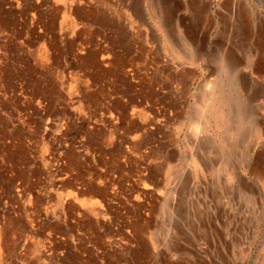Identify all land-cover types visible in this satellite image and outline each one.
I'll use <instances>...</instances> for the list:
<instances>
[{
  "label": "rangeland",
  "instance_id": "obj_1",
  "mask_svg": "<svg viewBox=\"0 0 264 264\" xmlns=\"http://www.w3.org/2000/svg\"><path fill=\"white\" fill-rule=\"evenodd\" d=\"M233 1L264 24V0H0V264H264V111L254 112L264 100L241 107L257 92L228 83L222 86L231 89L208 96L226 105H208L199 118L193 103L201 75L219 69L218 58H244L246 74L264 62L261 27L243 26ZM235 31L245 33L238 50L226 43ZM195 57L198 65L190 64ZM179 72L180 103L169 105L175 121L160 127L169 132V151L149 170L147 185L137 186V161L125 145L148 122L134 94L156 99L163 82L167 99ZM89 83L99 86L102 185L84 176L77 191L57 179L60 121L72 130L76 115L63 101L79 85L87 101ZM250 109L257 129L245 122ZM195 122L204 145L193 144Z\"/></svg>",
  "mask_w": 264,
  "mask_h": 264
},
{
  "label": "built area",
  "instance_id": "obj_2",
  "mask_svg": "<svg viewBox=\"0 0 264 264\" xmlns=\"http://www.w3.org/2000/svg\"><path fill=\"white\" fill-rule=\"evenodd\" d=\"M134 76L132 69H128L127 77L135 81ZM80 87L79 85L78 95L75 98L69 97L70 95L68 94L63 101L64 106H67L70 112L75 113L76 116L75 120H73L72 130L67 127L65 120L60 121V137L63 141V148H61L59 152L58 164L60 170L59 176H57L60 183L69 184L71 182L76 186L77 191H81L83 188H81V186H83L82 177L84 179V176H87L86 180H88L89 183L91 182L94 186L100 187L102 185L99 159L101 153L100 134L103 124L101 123L102 112L99 102V86L97 84H87V89H89L87 101L83 98L82 88L80 89ZM149 87L152 86L149 85L148 89ZM156 90L157 92L159 91L156 99L141 93L134 94L137 97L138 105L141 106V110L145 113L148 123L145 124L143 130L137 134L139 138L135 140L131 139L133 142L125 145L126 151L131 154L132 157L135 158L134 160L139 164L138 166L135 162V167L140 173L132 182L137 186L143 187L147 185L146 178L149 170L159 165L160 156L164 157L169 151L165 141H163L168 138L169 132L166 133L167 131H164L160 133V127H171V123L175 121L172 116L175 109L173 108L174 111L171 110L169 105L177 106L180 103L179 93L177 95V90H179L177 84L173 85L174 92L167 99L166 95H168V92L163 82H160ZM107 96L105 97L106 99H108ZM109 99L113 101V96L110 95ZM40 103L41 100L38 99L37 104ZM44 103L47 105V100H45ZM42 104L43 103H41V105ZM106 104L110 105L109 101H107ZM153 108H155L154 110L156 113L153 111ZM105 116L109 119L115 118L114 114L108 108H106ZM154 117H156L157 126H159L158 131H156L153 127L154 125H152L153 120H155ZM50 119L51 118L47 119V123L51 122ZM46 130H49V125H47ZM106 131L108 132V137L112 138L113 131L111 129ZM50 132L52 133V131ZM149 134H153L152 138L141 145L139 142L147 139ZM138 153L141 154V157L137 155ZM53 156L55 157L54 153L49 159L54 161ZM85 167L88 169L91 168V170L85 171ZM55 175L56 173H54V169L52 168L51 178ZM131 188L132 186L130 183L126 184L127 191H131ZM111 190L112 194L117 192L118 188L116 184H111ZM110 204L113 205L112 203ZM72 223L76 224L74 221H72ZM126 233H130V230H126Z\"/></svg>",
  "mask_w": 264,
  "mask_h": 264
},
{
  "label": "crops",
  "instance_id": "obj_3",
  "mask_svg": "<svg viewBox=\"0 0 264 264\" xmlns=\"http://www.w3.org/2000/svg\"><path fill=\"white\" fill-rule=\"evenodd\" d=\"M234 3L236 5H234ZM240 3L241 2H239V1H237V2L233 1L232 5L235 8L237 5H240ZM241 4L243 5L244 3H241ZM233 6H232V8H233ZM242 25H244V26L246 25L247 28L254 27V24H251L248 26V24L246 22H245V24L242 23ZM259 27H261V29L264 28V24L260 23ZM242 34H239V35L236 34L235 37L233 35L228 36L227 41H226V43H228V47H230L231 49L234 48L235 50L242 48L244 46V43H245V40H244L245 39L244 38L245 33H242ZM186 48L188 50L194 51V49L190 45H188V47H186ZM258 48H262V46H259ZM191 55H192V53H191ZM229 55H230V53H229ZM190 58H192V56H190ZM243 59L244 58H242V57H241V59L234 57V54H232V56L230 58L225 60L228 62L224 63V61H222V59L219 61V58H218V61L215 63V65L218 64L217 68L218 67H220V68L215 69V70H206V72H204V74L201 75V81L204 79V82L201 83V81H200L197 83L196 89L197 88L199 89L198 99L194 100L193 103L195 105H198V103L200 101L204 102L205 107H206L205 110L208 109V105H212V104H214V105H226L225 103L208 102V96H210V95L212 96V98L210 99V101H211L214 98V96L216 95V91H221V90L226 91L227 89H231V88H227L225 86H222L223 84H228V83H231V84L235 83L236 85L238 84V86H236V88L234 89L237 91L240 90L243 92L244 91H249V92H254V93L257 92V94L253 93L254 94L253 102H251V103H239L238 105H240V104L241 105L242 104H252L253 105L252 107H254V106H256V104L259 103V101H263L264 100V94H262V93L264 92V84H263L264 83V62H260L258 64H255V65L261 67L260 70L258 68L253 74L252 73L246 74L244 72H241V69L243 67H245L246 65L248 66V63H245V60H243ZM197 60H198V58L195 57L193 59V61L191 59L189 62H190V64L194 62L195 64L197 63V65H198L199 62ZM176 64L178 65V69H179V67L181 66V62H178V63L176 62ZM210 64H212V63H210ZM249 64H252V62L251 63L249 62ZM205 65H207V64H205ZM226 65L229 68H233L234 71L233 72L228 71V68ZM252 66H253V64H252ZM180 74H181V72H179L178 74L175 73L176 77L174 78V83L177 84L179 89H180L179 85H181V75ZM229 75H233V76H229ZM228 77H233V79H230ZM210 83H212V84L210 85ZM262 107H264V104L260 105V103H259L258 106L256 107L258 109L254 108V112H255V110L259 111L260 108H262ZM204 111L199 112L198 117H200V115L202 116ZM167 253H168V251H167ZM168 261H170V260H168ZM191 262H192L191 260L182 261V260L174 259V260L170 261L169 264H191Z\"/></svg>",
  "mask_w": 264,
  "mask_h": 264
},
{
  "label": "bare ground",
  "instance_id": "obj_4",
  "mask_svg": "<svg viewBox=\"0 0 264 264\" xmlns=\"http://www.w3.org/2000/svg\"><path fill=\"white\" fill-rule=\"evenodd\" d=\"M233 3V2H232ZM230 4V3H229ZM234 5H236L235 3H234ZM234 7V6H233ZM229 9V8H228ZM254 10V9H253ZM233 11L236 13L235 14V16H239L241 19H243L244 20V22H246L247 24H248V26L249 25H251V24H254L255 25V23H257V19L255 18L254 19V17H253V15H252V12H251V8H249V7H247L245 4H241L240 3V5H237L234 9H233ZM233 12V13H234ZM232 13V14H233ZM160 15V14H159ZM157 19H159V17L157 18ZM240 19V20H241ZM161 24V23H160ZM258 24V23H257ZM244 26V25H243ZM246 26V25H245ZM256 26V25H255ZM258 26H259V24H258ZM263 26V25H262ZM247 27V26H246ZM164 30H165V28H163ZM260 31H262V33H263V35H264V28H262V29H260ZM228 32V31H227ZM241 32V31H240ZM258 33H260V32H258ZM239 35L240 33H238V32H231L230 33V35L232 36H234L235 37V35ZM243 35V34H242ZM181 37V36H180ZM243 37V36H242ZM259 37V36H258ZM264 36H262L261 38H263ZM170 39V38H169ZM230 39V38H229ZM178 40V39H177ZM245 40V39H244ZM264 40V39H263ZM224 41V40H223ZM262 41V40H261ZM180 43H181V45L182 46H184V47H188V43H186V41L183 39V38H181L180 39ZM216 43V42H215ZM262 43H264V42H262ZM172 44V43H171ZM230 44V43H229ZM173 45V44H172ZM258 45V44H257ZM175 46V45H174ZM225 50V49H224ZM231 53V52H230ZM196 55V54H195ZM244 60V59H243ZM264 61V60H263ZM255 64V63H254ZM227 66V65H226ZM227 68H228V66H227ZM230 69V68H229ZM232 69V68H231ZM260 70V69H259ZM261 74V73H260ZM245 85V84H244ZM206 94V93H205ZM200 104V105H199ZM198 105L201 107V109H200V112H202V111H204L205 109H206V107H205V103L204 102H202V101H200L199 103H198ZM244 105H246V106H248V108L249 107H251V109L253 108L252 106V104H240V106L242 107V106H244ZM233 108V107H232ZM251 109H250V111H249V113H250V115H248V116H246L245 118V122L247 123V124H249V125H251V127L252 128H254V129H257V125L259 124L258 123V121H256V119H255V117H253L252 118V111H251ZM247 110V109H246ZM237 111V110H236ZM240 111V110H239ZM261 111V110H260ZM262 111H264V107H262ZM233 112V111H232ZM237 113V112H236ZM243 113H245V112H243L242 110L240 111V114H241V116L243 117ZM217 115V114H216ZM233 115V114H232ZM200 117H202L201 115H200ZM199 117V118H200ZM235 117V116H234ZM231 118V117H230ZM234 119V118H233ZM236 119V118H235ZM242 119H244V118H239V122L240 121H244V120H242ZM231 122H232V120H231ZM235 122V121H234ZM235 124V123H234ZM245 124V123H244ZM260 128V127H259ZM264 129V128H263ZM201 129H200V126H199V123H197V122H195V123H193V126H192V128H191V132H192V134H195L196 135V138H194V143L193 144H196V143H198V145H200L201 144V139H200V136H201V131H200ZM259 130V129H258ZM258 130L256 131V132H258ZM262 132V131H261ZM237 133H238V131H237ZM241 133V132H240ZM244 134V133H243ZM236 135V134H235ZM263 135V134H262ZM261 135V136H262ZM208 138V137H207ZM239 139V138H238ZM251 139V138H250ZM257 140H258V137L257 138H254V140H253V144H254V146L255 145H258V144H256L257 143ZM238 141H240V140H238ZM246 141V140H245ZM244 142V141H243ZM259 142V141H258ZM205 144H207V140H205ZM244 144V143H243ZM201 145H204V142L201 144ZM196 146V145H195ZM241 146V145H240ZM241 148H242V150H241V159H242V157H244V156H246V152H247V144H244V145H242L241 146ZM251 149V148H250ZM211 150H213V148L211 149ZM212 153V152H211ZM250 153V152H249ZM238 155V154H237ZM209 156V155H208ZM213 156V155H212ZM215 159V158H214ZM213 162V161H212ZM216 162V161H215ZM213 164V163H212ZM214 165V164H213ZM240 180H241V178H239ZM242 184V185H241ZM240 186H244L243 185V183L241 182L240 183ZM251 189V188H250ZM245 190H247V188L245 189ZM248 191V190H247ZM251 192V194H252V192L253 191H250ZM252 199H250V201H251ZM1 256V255H0Z\"/></svg>",
  "mask_w": 264,
  "mask_h": 264
}]
</instances>
